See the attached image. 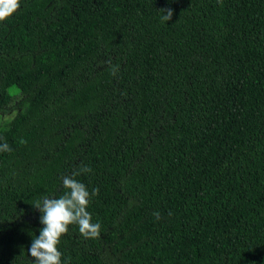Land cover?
Returning <instances> with one entry per match:
<instances>
[{
    "label": "trees",
    "instance_id": "1",
    "mask_svg": "<svg viewBox=\"0 0 264 264\" xmlns=\"http://www.w3.org/2000/svg\"><path fill=\"white\" fill-rule=\"evenodd\" d=\"M19 5L0 21V264H33L34 205L84 166L101 234L70 225L62 264H264V0Z\"/></svg>",
    "mask_w": 264,
    "mask_h": 264
},
{
    "label": "clouds",
    "instance_id": "2",
    "mask_svg": "<svg viewBox=\"0 0 264 264\" xmlns=\"http://www.w3.org/2000/svg\"><path fill=\"white\" fill-rule=\"evenodd\" d=\"M19 0H0V21L8 18L19 7ZM162 13V21H170L174 10L171 8L159 9ZM166 13V14H165ZM115 70L113 75H115ZM20 143H25L21 140ZM0 151H12L7 143L0 145ZM88 166L73 171L70 175L62 177L63 195L58 198L45 196L34 205L41 213L40 223L43 227L39 235L32 239L28 254L33 264H62V253L58 250L61 237L68 233L70 225H78L79 232L86 239L98 238L101 234V224L93 222L92 215L87 211L92 196L99 194V189L94 188L91 192L87 186L76 177L82 173H90ZM153 215L160 219L159 212ZM67 264V262H63Z\"/></svg>",
    "mask_w": 264,
    "mask_h": 264
}]
</instances>
